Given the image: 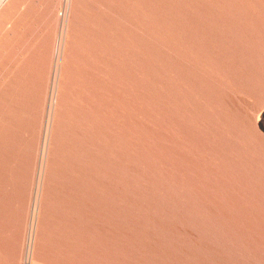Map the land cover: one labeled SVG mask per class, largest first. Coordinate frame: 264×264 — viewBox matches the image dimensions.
Segmentation results:
<instances>
[{
	"label": "rangeland",
	"instance_id": "obj_1",
	"mask_svg": "<svg viewBox=\"0 0 264 264\" xmlns=\"http://www.w3.org/2000/svg\"><path fill=\"white\" fill-rule=\"evenodd\" d=\"M0 1V264H264V0Z\"/></svg>",
	"mask_w": 264,
	"mask_h": 264
},
{
	"label": "bare ground",
	"instance_id": "obj_2",
	"mask_svg": "<svg viewBox=\"0 0 264 264\" xmlns=\"http://www.w3.org/2000/svg\"><path fill=\"white\" fill-rule=\"evenodd\" d=\"M1 2V1H0Z\"/></svg>",
	"mask_w": 264,
	"mask_h": 264
}]
</instances>
